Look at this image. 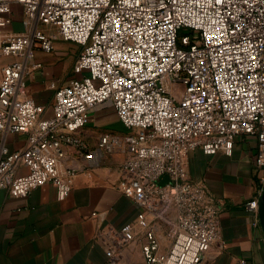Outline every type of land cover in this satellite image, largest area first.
Returning <instances> with one entry per match:
<instances>
[{
    "label": "built area",
    "instance_id": "obj_1",
    "mask_svg": "<svg viewBox=\"0 0 264 264\" xmlns=\"http://www.w3.org/2000/svg\"><path fill=\"white\" fill-rule=\"evenodd\" d=\"M14 4L30 28L0 42V58H11L1 68L0 134L23 133L26 144L11 152L0 144V191L24 198L51 184L63 201L77 172L61 168L68 152L95 163L124 150L116 187L143 210L109 241L126 246L140 228L144 264H200L218 237L217 210L204 184L189 178L188 155L231 156L234 138L252 135L258 188L246 207L258 213L264 0H0V28L11 24ZM56 38L80 47L78 77L52 83L51 105L43 106L26 79L40 69L36 50L50 53ZM98 106H111L127 133H103L91 147L80 133ZM168 207L176 225L163 251L153 221Z\"/></svg>",
    "mask_w": 264,
    "mask_h": 264
},
{
    "label": "crops",
    "instance_id": "obj_2",
    "mask_svg": "<svg viewBox=\"0 0 264 264\" xmlns=\"http://www.w3.org/2000/svg\"><path fill=\"white\" fill-rule=\"evenodd\" d=\"M29 28L22 8L14 4L11 24L0 28V42L7 34L24 33ZM58 42L50 53L37 52L35 62L40 69L26 79L28 95L43 106L52 102V83L59 86L78 77L68 75L62 59L68 52L60 50ZM10 61L0 58V78L1 68ZM103 133H127L111 106L93 109L80 134L93 147ZM1 143L10 152L17 151L25 146L26 135L0 134ZM255 154L256 138L252 135H237L231 156L206 155L200 149L189 153V178L204 184L215 203L219 229L217 240L200 264H264V230L259 214L246 207L258 188ZM125 156L124 150H117L94 163L68 152L61 168L75 167L77 172L63 201L57 200L51 184L31 190L24 198L0 191V264H144L140 228L136 229L138 236L126 246L119 248L109 241L111 231L134 222L143 210L117 190ZM148 217L153 218L149 211ZM175 225L173 207L159 212L153 221L163 251L170 246Z\"/></svg>",
    "mask_w": 264,
    "mask_h": 264
},
{
    "label": "rangeland",
    "instance_id": "obj_3",
    "mask_svg": "<svg viewBox=\"0 0 264 264\" xmlns=\"http://www.w3.org/2000/svg\"><path fill=\"white\" fill-rule=\"evenodd\" d=\"M41 28L42 29H44L45 27H42L41 26ZM52 33H54V31H52ZM57 40L59 41L57 44H58V46H59V49L60 50H64V51H66V52H68V55L66 56V57H64V58H62L63 59V62L65 63V64H67L66 65V70L68 71V75L69 76H73L75 73L73 72V63H74V60H75V58H76V56H77V54L79 53V51H80V47L77 45V46H74V45H72V44H70V43H66V42H64V41H61V40H59V38H56L55 40H54V42L56 43L57 42ZM39 51H41V50H36V54H37V52H39ZM72 58V59H71ZM71 59V60H70ZM69 60H70V62H69ZM73 78V77H72ZM68 83V82H67ZM66 83V84H67ZM61 85H64V84H61ZM51 105V103L49 104V106Z\"/></svg>",
    "mask_w": 264,
    "mask_h": 264
},
{
    "label": "water",
    "instance_id": "obj_4",
    "mask_svg": "<svg viewBox=\"0 0 264 264\" xmlns=\"http://www.w3.org/2000/svg\"><path fill=\"white\" fill-rule=\"evenodd\" d=\"M167 181V178L164 177L161 181L160 184L163 185L165 184ZM258 214H259V220H260V224L264 230V190L263 193L258 201Z\"/></svg>",
    "mask_w": 264,
    "mask_h": 264
}]
</instances>
